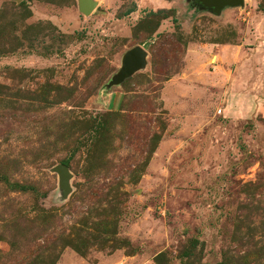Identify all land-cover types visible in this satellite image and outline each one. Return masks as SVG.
<instances>
[{
  "label": "rangeland",
  "instance_id": "1",
  "mask_svg": "<svg viewBox=\"0 0 264 264\" xmlns=\"http://www.w3.org/2000/svg\"><path fill=\"white\" fill-rule=\"evenodd\" d=\"M90 1L0 0V264H264V0Z\"/></svg>",
  "mask_w": 264,
  "mask_h": 264
},
{
  "label": "water",
  "instance_id": "2",
  "mask_svg": "<svg viewBox=\"0 0 264 264\" xmlns=\"http://www.w3.org/2000/svg\"><path fill=\"white\" fill-rule=\"evenodd\" d=\"M205 5L213 7L214 11H219L223 6L243 4V0H201ZM94 3L90 0H79V8L84 13H89ZM146 51L143 47L135 45L126 50L122 56L121 65L118 72L110 79L107 87L118 85L125 78L129 77L136 70L145 66ZM54 171L58 173L59 182L62 186L64 193L68 191V179L70 173L65 164L58 163L54 166Z\"/></svg>",
  "mask_w": 264,
  "mask_h": 264
}]
</instances>
